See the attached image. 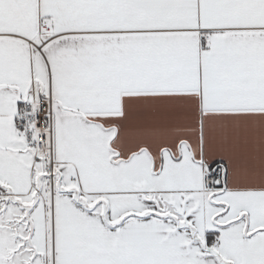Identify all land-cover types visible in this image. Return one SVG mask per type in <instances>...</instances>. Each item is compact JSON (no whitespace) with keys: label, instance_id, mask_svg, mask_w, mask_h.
<instances>
[{"label":"snow or ice","instance_id":"1","mask_svg":"<svg viewBox=\"0 0 264 264\" xmlns=\"http://www.w3.org/2000/svg\"><path fill=\"white\" fill-rule=\"evenodd\" d=\"M0 264H264V0H0Z\"/></svg>","mask_w":264,"mask_h":264}]
</instances>
